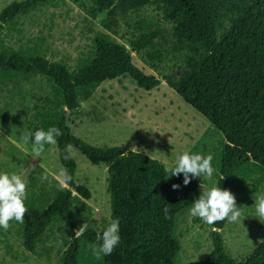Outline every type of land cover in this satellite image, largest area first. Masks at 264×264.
Here are the masks:
<instances>
[{
	"label": "trees",
	"instance_id": "1",
	"mask_svg": "<svg viewBox=\"0 0 264 264\" xmlns=\"http://www.w3.org/2000/svg\"><path fill=\"white\" fill-rule=\"evenodd\" d=\"M74 1H88L92 16L111 14L116 4L122 13H132L136 19L127 40L130 47L143 53L147 66L162 75L168 88L222 135L225 144L214 159L219 187L234 196L264 191V0ZM54 3L24 0L0 11V89L18 79L45 80L49 92L34 115L35 130H60L58 161L72 181L70 188H62L45 170L35 169L27 178L24 220L0 229V244L12 229L25 252L48 258L55 249L59 264H177L176 222L202 193L198 179L184 186L181 176L166 179V168L157 160L119 147L94 148L70 131L81 117L80 103L104 82L127 78L149 92L160 81L139 70L127 47L106 34H97L73 66L47 60L33 40L17 49L8 44L9 33L22 35L21 19ZM148 8L160 20L141 16ZM166 30L169 44L162 40ZM168 54L177 65L167 70ZM71 149L92 166L107 169L111 222L119 220L120 235L110 255H96L102 233L86 228L83 235L76 234L89 192L75 185ZM173 184L180 187L174 190ZM225 223L208 225L213 249L200 264H238L223 246L219 231ZM244 264H264V235Z\"/></svg>",
	"mask_w": 264,
	"mask_h": 264
},
{
	"label": "rangeland",
	"instance_id": "2",
	"mask_svg": "<svg viewBox=\"0 0 264 264\" xmlns=\"http://www.w3.org/2000/svg\"><path fill=\"white\" fill-rule=\"evenodd\" d=\"M21 1L24 0H0V11L12 2ZM89 8L88 1L55 0L54 6L43 7L21 19L18 29L22 35L11 32L7 42L17 49L33 40L47 60L73 66L97 34H106L125 45L133 64L145 75L157 78L160 85L146 92L127 78L104 82L89 99L80 103L81 117L70 125L72 135L94 148L119 147L143 154L159 161L165 168L175 155L185 150L212 154L215 168V155L225 144L222 135L168 88L162 75L147 66L143 53L137 54L130 47L127 40L132 35L136 17L132 13H122L117 4L111 14L104 11L92 16ZM141 16L156 18L151 8L144 10ZM162 40L169 44L167 30L162 34ZM176 65L177 61L168 54L166 69ZM48 92V84L40 77L7 82L0 89V172L16 173L26 180L35 169H43L56 179L63 172L56 145L36 156L31 152V143L22 140L26 133L34 132V115ZM70 156L77 166L75 185L89 192V199L83 200L87 209L80 227L85 224L87 228L103 233L111 223L107 169L104 165L92 166L75 149L70 150ZM215 175L216 172V180ZM197 179L201 192L211 186L207 178ZM262 197L264 191L249 196L244 192L236 195V206L242 214L241 224L226 220L219 231L226 253L238 264H244L263 240L264 219L256 213ZM211 231L202 220L191 217L189 210L181 213L175 232L180 246L177 264H200L213 249ZM0 264H59V255L55 249L48 258H37L25 252L11 229L1 238Z\"/></svg>",
	"mask_w": 264,
	"mask_h": 264
},
{
	"label": "clouds",
	"instance_id": "3",
	"mask_svg": "<svg viewBox=\"0 0 264 264\" xmlns=\"http://www.w3.org/2000/svg\"><path fill=\"white\" fill-rule=\"evenodd\" d=\"M61 132L58 128H50L47 131L36 129L34 132L26 133L22 140L24 143H31L32 154L39 156L44 151V146L55 145L56 137ZM212 154L203 155L200 153H192L185 150L175 155L174 159L169 163L166 171V179L174 176H181L182 183L187 186L191 180L205 177L211 182V186L203 190L192 202L189 209L191 217L199 218L205 224L214 226L218 221L227 220L228 223L241 224V211L236 206L235 196L227 189L219 187V181L214 179L216 169L212 165ZM46 177H42L45 179ZM60 187L70 188L72 176L64 170L57 177ZM180 185L173 184L172 188L178 189ZM27 198V180L22 179L16 173L0 172V229H8L9 222L15 221L22 223L24 215L27 212L25 200ZM257 216L264 219V197H262L256 207ZM87 225L83 224L77 235H83ZM98 251L96 255L101 253L110 255L113 249L120 241L119 220L112 222L103 231Z\"/></svg>",
	"mask_w": 264,
	"mask_h": 264
},
{
	"label": "water",
	"instance_id": "4",
	"mask_svg": "<svg viewBox=\"0 0 264 264\" xmlns=\"http://www.w3.org/2000/svg\"><path fill=\"white\" fill-rule=\"evenodd\" d=\"M175 74V73H174ZM215 232H217L216 230H215Z\"/></svg>",
	"mask_w": 264,
	"mask_h": 264
}]
</instances>
